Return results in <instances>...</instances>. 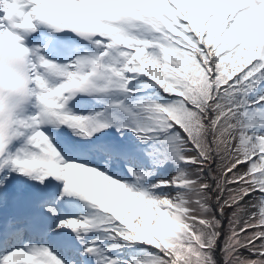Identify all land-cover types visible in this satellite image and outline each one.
I'll return each instance as SVG.
<instances>
[{
    "label": "snow or ice",
    "instance_id": "6c2138e0",
    "mask_svg": "<svg viewBox=\"0 0 264 264\" xmlns=\"http://www.w3.org/2000/svg\"><path fill=\"white\" fill-rule=\"evenodd\" d=\"M0 264H264V0H0Z\"/></svg>",
    "mask_w": 264,
    "mask_h": 264
}]
</instances>
